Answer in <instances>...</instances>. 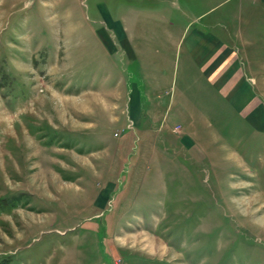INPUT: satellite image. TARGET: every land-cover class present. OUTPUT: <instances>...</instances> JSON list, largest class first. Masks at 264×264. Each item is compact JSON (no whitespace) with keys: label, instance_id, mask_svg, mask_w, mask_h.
<instances>
[{"label":"rangeland","instance_id":"rangeland-1","mask_svg":"<svg viewBox=\"0 0 264 264\" xmlns=\"http://www.w3.org/2000/svg\"><path fill=\"white\" fill-rule=\"evenodd\" d=\"M236 1L0 0V264H264V22L212 21ZM112 21L138 61L113 52ZM209 24L254 79L191 85L205 116L154 133L140 61L176 99L178 34Z\"/></svg>","mask_w":264,"mask_h":264},{"label":"crops","instance_id":"crops-1","mask_svg":"<svg viewBox=\"0 0 264 264\" xmlns=\"http://www.w3.org/2000/svg\"><path fill=\"white\" fill-rule=\"evenodd\" d=\"M231 1L233 0H221L218 5L221 3L229 4ZM230 8L231 9L225 13V15L228 16L227 18L212 19V21H215V23L224 21L234 23L233 26L235 29L232 28L233 30H231L236 31L235 35L237 36L241 35L240 32H242L240 23L264 22V0H237ZM200 16L201 15L193 17L188 23L192 22L194 24L196 21L200 22L202 20ZM192 23L191 26L193 25ZM111 27L113 52H120L123 54V51L129 59H136L135 61H138L140 51L142 50L133 42V33H128L121 22L112 21ZM209 27V29L208 27L203 29L201 27L198 29H187L186 26L178 34L175 44H184L185 59L181 79L184 82L183 86L185 88L179 91V96H177L176 99L172 91L168 92V90L163 89L166 83V77L162 69L153 67L152 71L155 70V68H157V70L151 71V74H148V69L152 67L149 66L148 62L145 64L140 61L138 66L144 76V84L142 85L146 87L148 105L141 108L139 104V108L136 109V111L138 117H143L147 123L150 122V124H153L151 130L154 131V133L157 130L163 135L164 132L168 131L170 125H172V123H170L171 118L192 119L194 117L205 116L202 112L195 113L196 111L192 110V107L188 105V103L192 104L193 101L189 98V92L185 90H191V85L194 86L198 84L199 86H204L201 92L204 93V95L210 94V87H216V91L220 92V95L223 97V94H225L224 87L234 85V77L237 80L236 85L243 84L242 79H248L247 81H249L251 79L250 77L253 78V76H249L246 72L243 74V78H241L242 65L239 63L241 57L239 56L240 50L237 48L236 54L239 58L237 59L238 64L233 63L235 61V58H233V53H235L233 49L235 47L232 38H235V35L227 29V26L209 24ZM217 27H219L218 30L212 29ZM114 28L117 32H114ZM165 39L168 41V34H166ZM144 40L145 48L151 47L149 38H144ZM160 44L162 50L167 45L163 41ZM147 78L150 80H147ZM172 81H174V77H172ZM256 84H258V82ZM118 85H120V81H118ZM218 86L220 87L219 89ZM162 95L166 96L167 99H163ZM177 101H181L184 104H180L179 107L173 110L172 108ZM134 111L135 110L132 109V113H129V115H131L130 117H134ZM181 126L183 127L184 125ZM183 139L188 140L186 136L183 138L181 136L180 143H182ZM187 143H184V145L190 146V144H192V142Z\"/></svg>","mask_w":264,"mask_h":264}]
</instances>
